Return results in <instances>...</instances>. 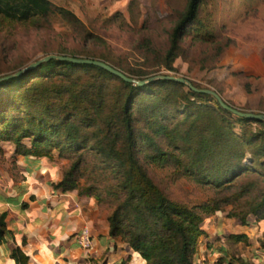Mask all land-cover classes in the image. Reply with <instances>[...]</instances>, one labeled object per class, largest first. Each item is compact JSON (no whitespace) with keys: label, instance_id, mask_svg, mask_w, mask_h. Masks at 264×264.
<instances>
[{"label":"trees","instance_id":"16d2710c","mask_svg":"<svg viewBox=\"0 0 264 264\" xmlns=\"http://www.w3.org/2000/svg\"><path fill=\"white\" fill-rule=\"evenodd\" d=\"M204 2L186 0L157 69L175 71L185 36L211 40L209 25L199 17ZM55 11L81 27L72 11L50 0H0V19L9 22L38 23ZM85 37L103 42L93 33ZM83 58L102 60L137 80L152 77L104 55ZM161 76L138 85L92 64L49 59L0 81V142L12 143L15 154L41 157L56 150L67 159L54 186L93 197L99 208L108 204L109 235L146 264H196L208 216L228 206L227 217L241 225L264 220V121L234 115L213 96ZM242 84L250 93L249 81ZM145 163L170 164L175 175L210 187L211 195L192 205L173 199ZM6 233L5 213H0V242ZM226 238L248 242L244 233ZM11 257L28 264L20 247Z\"/></svg>","mask_w":264,"mask_h":264},{"label":"rangeland","instance_id":"374dc122","mask_svg":"<svg viewBox=\"0 0 264 264\" xmlns=\"http://www.w3.org/2000/svg\"><path fill=\"white\" fill-rule=\"evenodd\" d=\"M50 1L72 11L81 27L57 11L38 23L0 19V77L13 74L49 54H74L82 58L88 54L104 55L126 68L150 72L156 78L164 74L183 77L200 88L217 91L228 104L238 109L264 113V98L248 94L235 84L242 85L250 77L243 75L245 59L248 60L243 56V47L251 40L252 34L264 35V0H205L199 17L209 25L211 40L185 36L181 54L174 61L175 71L157 69V66L169 46L170 31L186 0ZM87 32L100 36L103 42L88 39L85 37ZM227 40L231 43L219 54L218 49ZM254 59L259 68L263 67L264 57ZM255 79L257 83L258 78ZM24 142L28 144L29 140ZM10 145L14 148L10 142H0V162L4 159L1 146ZM52 152L57 153L56 150ZM61 159L66 161L65 170L69 161ZM144 165L151 178L173 199L192 205L211 195L210 187L200 186L192 178L175 175L170 164ZM100 209L110 213L108 204L100 205ZM229 209L227 206L207 217L203 229L205 227L208 231L198 239L194 263L199 264L208 245L215 254L210 264H217L220 256L224 259L222 264L229 260L234 264H250L253 262L251 258L258 256L257 244L262 243L261 239L252 237L253 242L234 243L226 238L228 234L219 236L214 233L212 218L217 215L227 217ZM223 222L224 232L237 229L238 225L230 220ZM221 246L225 252L219 255L217 251Z\"/></svg>","mask_w":264,"mask_h":264},{"label":"crops","instance_id":"0c3cea01","mask_svg":"<svg viewBox=\"0 0 264 264\" xmlns=\"http://www.w3.org/2000/svg\"><path fill=\"white\" fill-rule=\"evenodd\" d=\"M263 36L252 34L243 47V56L248 59H245L243 75L250 76L251 92L248 94L264 98V65L259 68L254 59L264 57ZM255 78H258L257 83ZM235 84L238 89H244L243 84ZM1 147L4 159L0 162V213H5L7 233L0 242V264H16L11 257L15 247L25 252L28 264H146L139 253L119 237L109 235L108 212L102 211L93 197L54 186L61 180L66 164L57 153L35 157L15 154L12 145ZM212 219L214 233L219 236L244 233L249 241L252 237L261 239L262 243L257 244L258 256H253L250 264H264V220L244 226L237 219L221 215ZM225 219L238 225L237 229L224 232ZM83 228L89 231L90 249L82 248L76 240ZM205 250L199 264H210L215 256L209 245ZM217 252L221 255L225 249L221 246Z\"/></svg>","mask_w":264,"mask_h":264},{"label":"water","instance_id":"95a60500","mask_svg":"<svg viewBox=\"0 0 264 264\" xmlns=\"http://www.w3.org/2000/svg\"><path fill=\"white\" fill-rule=\"evenodd\" d=\"M58 59V60H63V61H70L73 63H78V64H92L98 67H101L113 74H115L116 76L121 77L122 79L129 81V82H134L138 85H143L153 79L156 78V76H152L149 79L146 80H136L134 78H131L129 76H127L125 73H123L122 71H120L119 69L111 66L110 64L99 60V59H90V58H81V57H72V56H68V55H58V54H49L44 56L43 58H40L30 64H28L27 66H25L24 68H21L20 70L16 71L13 74H8L5 76H1L0 77V81L5 80V79H9L13 76H17L20 75L21 73H23L24 71H26L27 69L30 68H34L39 66L41 63L48 61L49 59ZM160 77V76H159ZM161 77H165L167 79H172V80H176L179 81L185 85H187L190 89L196 91V92H202V93H206L209 94L211 96H213L218 103L220 104V106L222 108H224L225 110L233 113L234 115H237L239 117H246L249 119H254V120H261L264 121V113L263 112H253V111H244L241 109H238L230 104H228L222 97L221 95L213 90V89H209V88H197L196 86H194L189 80L183 78V77H174V76H161Z\"/></svg>","mask_w":264,"mask_h":264},{"label":"built area","instance_id":"2783aa9c","mask_svg":"<svg viewBox=\"0 0 264 264\" xmlns=\"http://www.w3.org/2000/svg\"><path fill=\"white\" fill-rule=\"evenodd\" d=\"M78 244L84 249H90L91 237L87 228H83L81 232L76 235Z\"/></svg>","mask_w":264,"mask_h":264}]
</instances>
